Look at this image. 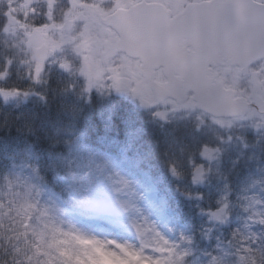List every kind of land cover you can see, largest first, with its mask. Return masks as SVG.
I'll return each mask as SVG.
<instances>
[{
  "label": "trees",
  "instance_id": "obj_1",
  "mask_svg": "<svg viewBox=\"0 0 264 264\" xmlns=\"http://www.w3.org/2000/svg\"><path fill=\"white\" fill-rule=\"evenodd\" d=\"M5 5L0 70L6 62L11 68L0 88L12 94L0 93V245L23 244L22 264H101L105 254L67 224L91 232L107 221L81 211L85 193L106 188L96 171L104 162L121 174L125 167L151 174L172 216L174 231L161 236L175 246L177 264H252L245 247L264 264V224L246 207L257 192L264 208V130L222 126L194 107L162 119L110 88L88 91L83 78L53 61L34 78L2 29ZM208 149L218 153L213 160L204 156ZM225 206V220L210 219ZM9 254L0 248V259Z\"/></svg>",
  "mask_w": 264,
  "mask_h": 264
},
{
  "label": "snow or ice",
  "instance_id": "obj_2",
  "mask_svg": "<svg viewBox=\"0 0 264 264\" xmlns=\"http://www.w3.org/2000/svg\"><path fill=\"white\" fill-rule=\"evenodd\" d=\"M39 2L22 5L23 22L6 16L2 25L14 47L23 46L37 79L48 58L71 44L89 87L129 88L151 101L198 105L218 122L264 121V0H44L42 8ZM62 67L72 64L64 60ZM10 68L6 62L0 78ZM258 220L264 224V214ZM157 235L151 251L130 255L177 264L175 246ZM243 251L255 264L251 248Z\"/></svg>",
  "mask_w": 264,
  "mask_h": 264
},
{
  "label": "rangeland",
  "instance_id": "obj_3",
  "mask_svg": "<svg viewBox=\"0 0 264 264\" xmlns=\"http://www.w3.org/2000/svg\"><path fill=\"white\" fill-rule=\"evenodd\" d=\"M4 1V2H3ZM44 2V0H42ZM27 0H0V3L3 6H8L7 16L9 18V22L16 21L18 23L23 22L21 20L20 12L23 10L22 5H24ZM88 2H92L89 0ZM27 13L25 12V15ZM24 18V16H23ZM82 23V22H81ZM8 35V34H7ZM9 38V36H8ZM23 46L21 45L20 48H17L18 54L22 55L23 61L22 66L28 67L29 69L33 70V77L34 75V67L24 61H27L28 56L25 50H22ZM69 50V51H66ZM60 53L64 55L61 57ZM70 56V57H67ZM64 60H68L71 62V68H64L68 72H71L73 77H76L78 74L80 78H83L84 82L86 83V88L88 91L92 89L96 90H107L108 88L115 91L117 94L125 95L127 98L132 100L133 102L144 105L142 102L143 97L139 94L135 93L133 90L129 88H117V87H99V86H91L89 87L88 78L85 74L78 70L80 66L83 64L82 57L75 51L74 47L71 44H64L61 48L57 49L53 55L48 58V62H57L59 65L62 66V62ZM46 61V62H47ZM193 108L192 106L181 105V106H174L171 103L165 104L164 106H159L156 110L155 114L162 119H165L169 113L176 111V110H187ZM161 109V110H160ZM212 122L220 124L222 126H235L240 124H247L251 125L256 131L261 132L264 130V121H259L258 118H249V119H222L219 122L214 120L213 117H210ZM217 151L212 149H208L205 151L204 156L208 160H213L216 155ZM122 175L132 179L138 186V190H140L143 199L139 202L138 207L144 213L143 219H146L151 227L150 234H149V242L144 249H129V253H125L124 249L122 253H118L121 255H127L128 259L135 257V255H130L131 252H143L147 253L151 251V245L156 243L158 239V235H171L174 231L172 216L169 212V208L166 204L165 198L159 194L158 188L156 183L152 180L151 174L147 171L136 172L131 170L129 167H125L122 171ZM203 168L199 167L196 171L195 179L197 182H202L203 180ZM246 207H248L252 211V215L250 217H254L258 220V214H264V208L261 202L260 197L257 196V192L250 195L246 202ZM227 206L225 208H221L220 210L210 212V219L218 220V218L226 219V212ZM106 218V222L98 223L97 226L93 230L92 233L102 234V235H114L119 236L121 238H127L131 240L133 243H136L137 246L140 240V236L136 231L137 225L130 219V217L125 213L116 212L108 216H101ZM117 253L115 251H111L109 254ZM147 257V256H146Z\"/></svg>",
  "mask_w": 264,
  "mask_h": 264
},
{
  "label": "clouds",
  "instance_id": "obj_4",
  "mask_svg": "<svg viewBox=\"0 0 264 264\" xmlns=\"http://www.w3.org/2000/svg\"><path fill=\"white\" fill-rule=\"evenodd\" d=\"M96 171L103 176L106 188L94 193H85L81 199V211L87 217L108 216L116 212L127 214L137 225L136 231L140 236L138 245L127 238L114 235H102L92 233L84 229L67 224V231L76 237L88 240L91 244L98 247L105 255L101 264H123L122 261L111 256L109 253L115 251L122 253L123 249H144L149 240L151 227L144 213L138 207L143 199L140 190L134 180L122 175L119 171L111 168L110 165L100 162ZM69 244L74 246L73 235L66 237ZM5 244L7 241L5 240ZM123 246V247H121ZM5 253H10L8 259H0V264H22L25 257V247L23 244H14L9 247L0 245ZM129 264H139L132 258Z\"/></svg>",
  "mask_w": 264,
  "mask_h": 264
},
{
  "label": "flooded vegetation",
  "instance_id": "obj_5",
  "mask_svg": "<svg viewBox=\"0 0 264 264\" xmlns=\"http://www.w3.org/2000/svg\"><path fill=\"white\" fill-rule=\"evenodd\" d=\"M84 2H86V0H84ZM142 102L144 103V105L145 106H150V107H152V108H156V107H159V106H164L165 104H168V103H165V102H163V103H159V102H157V101H151V100H147V99H143L142 100ZM161 110V109H160Z\"/></svg>",
  "mask_w": 264,
  "mask_h": 264
},
{
  "label": "water",
  "instance_id": "obj_6",
  "mask_svg": "<svg viewBox=\"0 0 264 264\" xmlns=\"http://www.w3.org/2000/svg\"><path fill=\"white\" fill-rule=\"evenodd\" d=\"M159 102H163V101H159ZM196 108L199 109V110L204 111L205 113H208V114L212 115L211 113L207 112L205 109H203L202 107H200V106H198V105H196ZM224 208H225V207H224Z\"/></svg>",
  "mask_w": 264,
  "mask_h": 264
}]
</instances>
